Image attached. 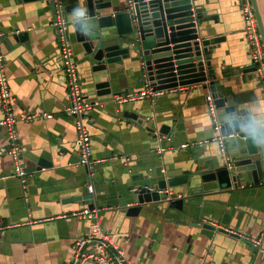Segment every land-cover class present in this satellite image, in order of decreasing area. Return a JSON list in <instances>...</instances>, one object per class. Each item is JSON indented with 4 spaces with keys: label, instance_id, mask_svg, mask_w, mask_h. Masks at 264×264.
I'll use <instances>...</instances> for the list:
<instances>
[{
    "label": "crops",
    "instance_id": "obj_1",
    "mask_svg": "<svg viewBox=\"0 0 264 264\" xmlns=\"http://www.w3.org/2000/svg\"><path fill=\"white\" fill-rule=\"evenodd\" d=\"M197 3L214 16L203 24L213 32L207 37H225L212 53L221 90L235 96L264 131V83L255 71L248 72L255 65L241 0ZM257 4L264 27V0ZM56 19L46 0H0V27L5 32L1 47L29 171L25 184L12 176L13 159L0 126V264L67 263L75 240L89 232L90 221L74 215L85 206L99 209L105 232L135 264H264V181L239 190L221 189L217 182L195 188L189 215L154 206L136 216L122 211L123 194L150 182L156 170L169 166L195 175L205 168L197 167V161L222 150L206 101L211 93L163 92L158 98L120 103L114 101L116 96L138 93L144 85L134 67L119 64L112 74L119 77L117 94L97 96L86 84L82 47L70 30L83 91L88 100L99 103L84 117L94 162L91 167L80 163L76 119L67 111L68 84ZM21 33L26 38L18 36ZM125 110L147 121L127 118ZM35 112L52 116L24 119ZM152 120L159 127L170 126L169 134H150ZM236 141L243 145L234 134L225 148ZM90 183L93 193L87 190ZM201 221L224 225L240 237L205 229ZM260 236L256 245L253 239Z\"/></svg>",
    "mask_w": 264,
    "mask_h": 264
},
{
    "label": "water",
    "instance_id": "obj_2",
    "mask_svg": "<svg viewBox=\"0 0 264 264\" xmlns=\"http://www.w3.org/2000/svg\"><path fill=\"white\" fill-rule=\"evenodd\" d=\"M46 1L51 5L53 16L58 15L60 9L67 23L77 4L88 9L91 36L79 31L74 33L82 47L81 62L88 69L86 84L97 96L116 95L114 88L119 86V77L112 75L114 69L119 64H129L135 68L142 84L149 83L155 91L191 94L202 89L213 97L215 110L209 115L214 133L222 137V150L211 151L202 162L197 161V167L205 168L196 170L195 175L188 169L165 166L155 171L150 182L129 188L122 196V211L127 216H136L152 206L189 215L193 210L189 200L195 188L217 182L221 189L239 190L264 181V131L256 127L247 109L240 108L235 96L221 90L212 53L225 37H207L213 32L203 24L214 16L209 15L198 0H61V6L56 0ZM251 1L264 45L257 0ZM68 27L70 34L69 23ZM18 36L26 38L27 34ZM251 71H256V66L249 68L248 72ZM207 106L209 111L208 102ZM124 116L140 124L147 121L131 110H125ZM147 130L156 137H163L169 134L170 126L159 127L152 120ZM234 134L243 145L236 141L234 146L225 148ZM201 224L205 229L240 237L224 225L202 221Z\"/></svg>",
    "mask_w": 264,
    "mask_h": 264
},
{
    "label": "built area",
    "instance_id": "obj_3",
    "mask_svg": "<svg viewBox=\"0 0 264 264\" xmlns=\"http://www.w3.org/2000/svg\"><path fill=\"white\" fill-rule=\"evenodd\" d=\"M61 6V0H56ZM242 11L245 19V30L250 45V54L253 64L256 66L258 78L264 83V45L261 34L259 32L258 21L254 12L251 0H241ZM59 31V47L61 50L62 64L68 84L69 104L67 111L71 115L76 116V128L78 133V141L80 144L81 164L92 166V137L84 122L85 115L90 112L98 102L88 100L83 91L80 74L78 73V65L74 59L73 42L70 38L68 23L63 13L58 10L57 19L54 22ZM5 32L0 27V108L3 116L0 119V126L5 129L7 137V151L12 156L14 173L13 177L19 179L22 184L27 182L29 171L25 167L22 157V145L17 129L18 117L15 115L14 102L15 97L11 93L9 79L6 73L7 58L2 50V39ZM163 94L162 91H155L149 83L143 86L138 93L129 94L127 96H116L114 101L125 103L135 99H154ZM206 101L209 104V112L213 113L215 107L213 105V97L208 94ZM49 113H33L27 114L24 119L32 121L40 117L49 118ZM220 138L219 136L217 137ZM221 146L223 144L221 143ZM183 147H186L184 145ZM89 193L94 192V185L88 184ZM99 209L85 206L82 210L74 213L81 219L90 221L89 232L85 236L78 237L72 245V253L69 261L65 264H86L90 261L98 264H135L126 259L123 249L113 240V238L105 232L100 218L98 216ZM256 245L261 243V236L253 239Z\"/></svg>",
    "mask_w": 264,
    "mask_h": 264
},
{
    "label": "clouds",
    "instance_id": "obj_4",
    "mask_svg": "<svg viewBox=\"0 0 264 264\" xmlns=\"http://www.w3.org/2000/svg\"><path fill=\"white\" fill-rule=\"evenodd\" d=\"M69 16L70 19L68 23L70 24L72 31H79L85 36H91V16L86 7L82 6L81 4H77V6L73 8ZM252 131L254 132L255 130Z\"/></svg>",
    "mask_w": 264,
    "mask_h": 264
}]
</instances>
